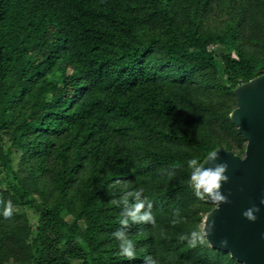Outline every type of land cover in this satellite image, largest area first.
Returning <instances> with one entry per match:
<instances>
[{
  "label": "trees",
  "instance_id": "obj_1",
  "mask_svg": "<svg viewBox=\"0 0 264 264\" xmlns=\"http://www.w3.org/2000/svg\"><path fill=\"white\" fill-rule=\"evenodd\" d=\"M79 1L0 0V264H242L178 236L202 231L215 207L188 187L186 160L245 153L230 114L234 89L264 71V0H131L138 19L110 17L114 30ZM54 134L65 141L55 160ZM140 187L162 229L130 223L128 261L113 201Z\"/></svg>",
  "mask_w": 264,
  "mask_h": 264
},
{
  "label": "water",
  "instance_id": "obj_2",
  "mask_svg": "<svg viewBox=\"0 0 264 264\" xmlns=\"http://www.w3.org/2000/svg\"><path fill=\"white\" fill-rule=\"evenodd\" d=\"M234 94L237 106L230 119L246 141L245 153L239 156L224 147L215 150L217 163L228 165L229 182L221 191L229 202L213 203L202 231L210 247L229 253L239 263L264 264V204L260 203L264 200V71L239 84ZM208 166L206 162L204 167ZM254 205L260 211L252 222L243 212ZM224 240L227 245L221 243Z\"/></svg>",
  "mask_w": 264,
  "mask_h": 264
},
{
  "label": "clouds",
  "instance_id": "obj_3",
  "mask_svg": "<svg viewBox=\"0 0 264 264\" xmlns=\"http://www.w3.org/2000/svg\"><path fill=\"white\" fill-rule=\"evenodd\" d=\"M219 157L217 151H208L206 158L202 161L198 157H191L186 160L187 168L190 170L189 179L187 181L188 187L193 191L194 195L199 200H207L212 203L226 204L228 198L221 189L223 184L229 182L227 175L228 165L226 163H217ZM208 167H204L205 163ZM171 177L173 172H169ZM118 207H122L118 223L120 228L112 233L114 239L118 242V256L125 258L128 261L137 259L135 242L125 232L130 223L131 224H151L155 225L156 218L152 211L153 203L149 196L145 195L143 187L137 188L135 191L124 192L117 201H113ZM264 204V200L260 201ZM13 204L11 200L5 201L3 205L2 214L5 217L12 215ZM260 208L255 205L246 209L243 216L252 222H255L256 213ZM211 228L209 227V232ZM178 240L186 243L187 247L195 248L198 245H204L206 242V235L199 229H193L188 233H181ZM227 245V241L221 242ZM143 264H158V260L151 255H145Z\"/></svg>",
  "mask_w": 264,
  "mask_h": 264
},
{
  "label": "rangeland",
  "instance_id": "obj_4",
  "mask_svg": "<svg viewBox=\"0 0 264 264\" xmlns=\"http://www.w3.org/2000/svg\"><path fill=\"white\" fill-rule=\"evenodd\" d=\"M102 2L104 3L103 6H102ZM102 2L100 4L97 3L98 7L95 8V4H96L95 0H80L79 1V14L84 16L85 14H89L91 13V11L95 10L96 14L99 15V24L106 25L107 29H111V30L119 29V28H118V23L115 20H112L110 17L119 16V17L128 19L130 21H135L138 19V10L133 6V3L131 0H103ZM103 7L107 9L108 11L107 14L102 13L101 10ZM86 23L89 25V23H91V18H87ZM226 46L231 50L233 49V45L231 43H227ZM213 49H215V47H213ZM34 94H35V99L37 101L39 102L42 101L43 95H41L39 92H36ZM51 138L53 141V148L51 150V154H52V158H54L55 160L57 159L56 153H55V147L63 145L65 141L63 140L62 137L56 134L52 135ZM56 164L58 165V163ZM9 171L11 172V170ZM134 177L140 180L143 184L148 183L150 180L153 179V177L147 173L142 174L141 176H137V177L134 176ZM1 178H2V175L0 173V184H2ZM213 206L215 205L213 204ZM29 217H30L29 220L31 223H33L37 219L36 213L34 211H29ZM157 224L158 223H155V225L151 227V229L155 230V232H158L160 229H162V227L160 229L157 228L156 226ZM82 225H85V223L84 224L79 223V227H80L79 231H81V229L84 230L82 228ZM85 229H86V225H85ZM183 249H185V246L179 248V247L170 245L169 247L166 248L165 252H167L169 255H172V256H181L184 259H187L186 254L183 253ZM16 252H17L18 257H24L25 252H26V245L21 243L19 239H16ZM27 258H28V255H27Z\"/></svg>",
  "mask_w": 264,
  "mask_h": 264
}]
</instances>
